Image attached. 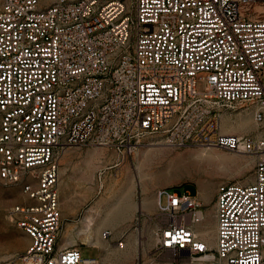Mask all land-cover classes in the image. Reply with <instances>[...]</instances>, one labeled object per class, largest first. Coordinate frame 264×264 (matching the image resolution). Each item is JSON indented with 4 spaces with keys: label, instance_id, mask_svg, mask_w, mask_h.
I'll return each instance as SVG.
<instances>
[{
    "label": "built area",
    "instance_id": "obj_1",
    "mask_svg": "<svg viewBox=\"0 0 264 264\" xmlns=\"http://www.w3.org/2000/svg\"><path fill=\"white\" fill-rule=\"evenodd\" d=\"M225 111L264 126V0H0V178L21 184L10 213L30 239L0 264H120L59 244L60 159L154 141L256 158L251 181L218 186L214 247L196 228L202 200L159 189L136 217L152 224L154 259L264 264V135L225 133Z\"/></svg>",
    "mask_w": 264,
    "mask_h": 264
},
{
    "label": "rangeland",
    "instance_id": "obj_2",
    "mask_svg": "<svg viewBox=\"0 0 264 264\" xmlns=\"http://www.w3.org/2000/svg\"><path fill=\"white\" fill-rule=\"evenodd\" d=\"M200 87H203V83ZM222 114L225 133L264 135V126L257 125L253 121L251 112L225 111ZM244 117H249L250 120L244 123ZM160 138L157 136V138L144 139ZM149 143L141 145L131 155H126L111 146L100 148V145L72 146L63 153L59 167V200L62 210L59 244L61 246H64L66 237L71 235L72 237H68L71 244L67 245L78 246L83 256L101 257L108 262H124L126 260L124 249L129 235L134 247L133 262L141 254L144 264H167L154 259L157 252L152 224H148L144 219H136L139 210L146 213L155 212L153 200L157 196V191L166 187L179 193L190 192L202 200L206 206V218L197 224L196 228L198 230L210 228L212 232H203L201 236L213 247L215 246V199L218 186L221 183L251 181L254 177L256 158L252 154L237 153L217 147H175L163 141H154V145ZM97 151L101 152V160L95 158L92 161L91 154H96ZM223 153L231 156L244 154L252 158L243 163L233 158H224ZM140 173L144 175L146 187L142 184ZM90 174L93 175L92 178H89ZM128 178H133L134 181L131 194L135 206L122 216L108 217L105 220L100 234L103 243L93 245L92 242L84 240L81 230L87 212L110 185L116 186L115 189L118 190ZM151 181L155 182V185ZM85 190L88 191L87 197H83ZM144 197H147V206L149 203L150 206L153 204V209L141 205ZM25 199L21 184L5 183L0 178V259H9L18 255L29 244L28 235L18 226L10 213L13 205ZM162 203H166V195H163ZM104 215L105 213L98 218V222ZM106 231L110 232V235L104 237ZM122 235H125L124 248L116 246L117 240Z\"/></svg>",
    "mask_w": 264,
    "mask_h": 264
},
{
    "label": "bare ground",
    "instance_id": "obj_3",
    "mask_svg": "<svg viewBox=\"0 0 264 264\" xmlns=\"http://www.w3.org/2000/svg\"><path fill=\"white\" fill-rule=\"evenodd\" d=\"M243 120H244V123H245V121L246 120H250V118L249 117H244ZM151 144L154 145V143H151ZM99 147L100 148H104V147H107V146H99ZM244 154H246V153H244ZM244 154H236L234 156H231V155L223 153V157L224 158H233V159L238 160V161L243 162V163L247 162V161H250V159L252 157L249 158V157H247V155H244ZM95 158L98 159V160H101V152L100 151L99 152L97 151L96 154H91V158L90 159L93 161V159H95ZM90 170H91V173H92L93 172L92 171L93 168L90 169ZM92 176L93 175L90 174L89 178H92ZM140 176H141V178L143 180V183H142L143 186L146 187L147 183L145 182L146 180L144 179V175L141 174ZM152 183H154V185H155V182H152ZM133 186H134L133 178H130V179L128 178V179H126L123 182L122 187L120 189H118V190L115 189L116 186H112V185H110L107 188L105 193L97 200V202L92 207V209H90L87 212V214L85 215V217H84V220H83L84 221L83 222L84 225H83V228L81 230L82 234H83L82 237H83L84 240H86L87 242H92L91 244H93V245H100L101 243H103L101 241V239H100V234L102 233L101 232V229H102L101 226H102V224H104L105 220L108 217H119V216H122L123 214H125V212L128 209H130V208L135 206V202H134V199H133L132 194H131ZM87 196H88V191L85 190L84 193H83V197H87ZM141 203H142L141 205H143L144 207L147 208V203H148L147 197H144ZM156 203H157V196L153 200V204H154L155 207H156ZM103 213H105L104 217H102L103 219H101V221L98 222V218L100 216H102ZM197 231L200 234H202L203 232L204 233L212 232V230L210 228L207 229V230H198L197 229ZM209 235H210V233H209ZM103 236H104V234H103ZM68 237H66V239H65V242L63 244L64 246L71 242V240H69ZM70 237H72V236L70 235ZM72 241H73V239H72ZM74 243H75V241H74ZM125 245H126V243H125Z\"/></svg>",
    "mask_w": 264,
    "mask_h": 264
},
{
    "label": "crops",
    "instance_id": "obj_4",
    "mask_svg": "<svg viewBox=\"0 0 264 264\" xmlns=\"http://www.w3.org/2000/svg\"><path fill=\"white\" fill-rule=\"evenodd\" d=\"M207 201H209V200H207ZM147 208H149V209H153L154 208V206L153 205H151L150 206V203H149V205L147 206ZM214 233H216V227H215V230H214ZM131 238L129 237V235L127 236V245H126V247H125V249H124V255H125V257H126V260L124 261V262H113V261H111L112 263H131V262H133L132 260H133V251H134V247L132 246V244H131Z\"/></svg>",
    "mask_w": 264,
    "mask_h": 264
}]
</instances>
